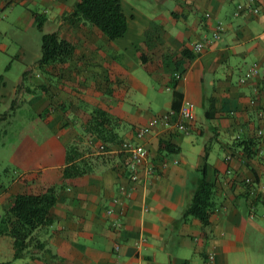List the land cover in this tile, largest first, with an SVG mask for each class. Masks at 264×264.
I'll use <instances>...</instances> for the list:
<instances>
[{
    "label": "crops",
    "instance_id": "crops-1",
    "mask_svg": "<svg viewBox=\"0 0 264 264\" xmlns=\"http://www.w3.org/2000/svg\"><path fill=\"white\" fill-rule=\"evenodd\" d=\"M119 1L127 30L111 41L73 15L77 0H0V124L27 114L25 127L0 131L19 140L8 146L0 135L9 153L0 216L16 194L60 184L68 148L91 167L59 190L52 223L36 230L48 251L14 258L13 239L0 234V264H207L209 255L211 264H264V151L248 159L231 147L264 128V79L238 81L252 63L264 65V14L235 16L243 0ZM36 14L43 32L74 45L70 60L38 65ZM219 21L224 30L213 40ZM183 100L193 104V122L187 131L176 129V117L154 126L141 140L148 157L132 182L119 144ZM94 108L107 113L103 137L114 134L111 141L89 129ZM204 167L214 188L206 227L184 217Z\"/></svg>",
    "mask_w": 264,
    "mask_h": 264
},
{
    "label": "trees",
    "instance_id": "trees-1",
    "mask_svg": "<svg viewBox=\"0 0 264 264\" xmlns=\"http://www.w3.org/2000/svg\"><path fill=\"white\" fill-rule=\"evenodd\" d=\"M73 15L96 27L111 41L122 37L127 30L126 16L122 11L119 0H77ZM35 17L37 28L42 32L41 58L38 65H53L70 60L75 50L74 45L70 41L59 37L56 32H43V20L38 14ZM2 79V76H0V84ZM109 122L106 112L94 108L88 127L92 133L103 141H111L114 134H110L107 138L103 137L104 133H107L104 125ZM256 130L250 137L239 136L235 138L231 147L241 148L248 159L253 158L260 147ZM159 146L160 149L162 148L168 152H177L178 150V147H174L169 141H160ZM65 164L60 184L43 185L38 193L16 194L4 206L3 214L0 216V234L9 235L13 239L14 258L30 256L33 248L46 249L45 244L36 238L35 232L40 227L52 223V208L57 202L59 190L66 187L71 180L82 177L91 171V167L86 166L87 162L80 159L72 147L66 151ZM213 199L214 188L206 179L204 167L200 171L191 202L184 211V217L196 218L201 222L202 227L208 226L210 212L214 208Z\"/></svg>",
    "mask_w": 264,
    "mask_h": 264
},
{
    "label": "built area",
    "instance_id": "built-area-1",
    "mask_svg": "<svg viewBox=\"0 0 264 264\" xmlns=\"http://www.w3.org/2000/svg\"><path fill=\"white\" fill-rule=\"evenodd\" d=\"M241 13L246 14H264V0H243L241 3L236 5L234 15L238 16ZM209 16V14H206ZM224 30V24L222 22H217L214 32L212 34V39H218L220 34ZM204 48V41H199L193 45V49L196 52H200ZM179 74H174V78H179ZM261 78L264 79V65L254 62L252 63L249 68L239 77V83L245 84L246 82ZM169 88V87H168ZM254 104V100L250 101ZM176 117L174 121V125L176 129L180 131H187L189 125L193 122L195 118V113L193 110V104L187 100H183L178 109H169V111L162 116H155L153 117L147 124L140 126L135 131V139L133 140H123L119 144L118 153L122 154L127 162L130 163L131 167H133V173L130 175V180L135 182L137 180V173L135 172L134 168L136 165L143 164L147 157L148 151L144 147L142 143V139L151 132L152 128L158 124H168L169 121ZM256 136L259 138V146L264 151V128H260L256 130ZM99 151L103 153H110V149L107 148L105 145H99ZM231 156L227 155L226 159H230ZM1 193V191H0ZM120 193L122 196L128 195L129 191L126 190L125 187L120 189ZM115 203H121V199H115ZM113 209L110 208L108 210L109 213H113ZM145 239L143 237L140 238L136 242V246L139 247L142 243H144ZM119 243L114 244V250H119ZM212 256L209 255L207 258V264H211Z\"/></svg>",
    "mask_w": 264,
    "mask_h": 264
},
{
    "label": "rangeland",
    "instance_id": "rangeland-1",
    "mask_svg": "<svg viewBox=\"0 0 264 264\" xmlns=\"http://www.w3.org/2000/svg\"><path fill=\"white\" fill-rule=\"evenodd\" d=\"M14 75H15L14 72H11L8 74L9 78H13ZM0 112L3 113L1 104H0ZM24 113H25V111L21 110V111L15 113L14 115H12L11 120L9 119L10 120L9 124H7L5 121H3L2 124H0V131L4 129V130H6L7 133L10 132L11 130H12V132H16V130H18L17 127H25L24 125L27 124L26 121L20 119L21 117H23L26 114V113L25 114ZM28 115H29V113H28ZM1 135L3 137V141L8 143L7 144L8 146H10L9 144H11V145L13 144L12 140L19 142L18 138L12 139L11 137L9 138V136H4L3 134H1ZM3 141L1 139V143H3ZM1 143H0V145H1ZM6 148H2L0 146V173H2V165L4 164L3 161H6L7 157L9 156L8 149H6Z\"/></svg>",
    "mask_w": 264,
    "mask_h": 264
}]
</instances>
